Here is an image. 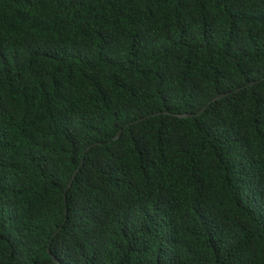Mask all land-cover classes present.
Masks as SVG:
<instances>
[{"label":"trees","instance_id":"trees-1","mask_svg":"<svg viewBox=\"0 0 264 264\" xmlns=\"http://www.w3.org/2000/svg\"><path fill=\"white\" fill-rule=\"evenodd\" d=\"M0 264H264V0H0Z\"/></svg>","mask_w":264,"mask_h":264},{"label":"water","instance_id":"water-1","mask_svg":"<svg viewBox=\"0 0 264 264\" xmlns=\"http://www.w3.org/2000/svg\"><path fill=\"white\" fill-rule=\"evenodd\" d=\"M226 95H228V93H221V94H219V95H216V96L213 97L208 103H210L211 101H215V100H217V99H220V98H222V97H224V96H226ZM205 108H206V105L203 106V107H202V108H201L196 114L201 113ZM158 113H160V112H158ZM158 113H153V114H151V115H156V114H158ZM164 113H166V112H164ZM193 115H195V114H193V113H181V114H177V116H179V117H190V116H193ZM138 120H140V119H138ZM119 134H120V132H118V133L116 134L115 138H117V137L119 136ZM86 149H87V148H86ZM80 165H81V163L79 164V166L76 168V170H75L74 173L72 174V176H71V178H70V181H69L68 184H67L66 190L70 187V185H71V183H72V181H73V179H74V177H75V174H76V172L78 171ZM65 213H66V210H65ZM47 251L50 252L49 248L47 249ZM52 259H53L54 262L58 263V260H57V258H56L55 256H52Z\"/></svg>","mask_w":264,"mask_h":264}]
</instances>
